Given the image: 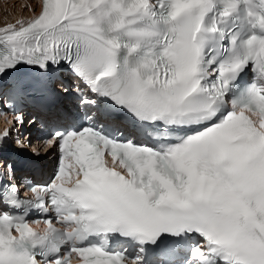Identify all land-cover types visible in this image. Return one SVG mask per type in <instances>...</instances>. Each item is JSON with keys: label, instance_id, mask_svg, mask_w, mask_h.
<instances>
[{"label": "snow or ice", "instance_id": "1", "mask_svg": "<svg viewBox=\"0 0 264 264\" xmlns=\"http://www.w3.org/2000/svg\"><path fill=\"white\" fill-rule=\"evenodd\" d=\"M38 7L0 27V103L66 66L83 115L47 184L0 170V264H264V0Z\"/></svg>", "mask_w": 264, "mask_h": 264}, {"label": "bare ground", "instance_id": "2", "mask_svg": "<svg viewBox=\"0 0 264 264\" xmlns=\"http://www.w3.org/2000/svg\"><path fill=\"white\" fill-rule=\"evenodd\" d=\"M14 2V1H13ZM37 2L39 0H25V3H22L24 5L23 7L26 8V12H22V8L18 9L16 13H14V10L10 9L4 1L0 0V27H4L8 23H15L18 20H27L29 17L34 15V12L31 11L30 9H36ZM13 4V3H12ZM10 6V5H9ZM7 11L10 12L9 15L4 16L2 11ZM36 145H33V147L36 148H41L42 147V152L46 151L48 154H51L52 151H48V149L44 148V145L41 144L40 142H35ZM47 154V153H46ZM48 157V155H46Z\"/></svg>", "mask_w": 264, "mask_h": 264}, {"label": "rangeland", "instance_id": "3", "mask_svg": "<svg viewBox=\"0 0 264 264\" xmlns=\"http://www.w3.org/2000/svg\"><path fill=\"white\" fill-rule=\"evenodd\" d=\"M5 2V4L10 7V9L14 10V13H16L18 11V9H20V7H23L24 5H22V3H25V0H2ZM14 1V2H13ZM13 3V4H12ZM10 5V6H9ZM22 12H26V8L23 7L22 8ZM3 15H9L10 12L2 11ZM42 149V147H41Z\"/></svg>", "mask_w": 264, "mask_h": 264}]
</instances>
